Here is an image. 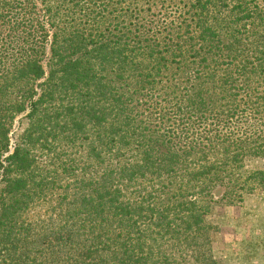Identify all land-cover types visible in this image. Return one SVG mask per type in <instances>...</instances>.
<instances>
[{
	"label": "trees",
	"instance_id": "16d2710c",
	"mask_svg": "<svg viewBox=\"0 0 264 264\" xmlns=\"http://www.w3.org/2000/svg\"><path fill=\"white\" fill-rule=\"evenodd\" d=\"M97 1L0 0V264H230L208 218L264 185V0Z\"/></svg>",
	"mask_w": 264,
	"mask_h": 264
},
{
	"label": "rangeland",
	"instance_id": "374dc122",
	"mask_svg": "<svg viewBox=\"0 0 264 264\" xmlns=\"http://www.w3.org/2000/svg\"><path fill=\"white\" fill-rule=\"evenodd\" d=\"M153 1L159 5V9L155 11L159 13L161 0ZM162 1H167L168 6L172 0ZM118 3L114 9L116 12L112 13L114 15L110 14L111 8L106 9L101 18L104 19L103 21L115 17L117 21L114 22H118L122 18L120 12L125 3L119 1ZM143 5L148 8L147 3ZM174 7L177 8L172 6L171 9ZM97 23V27L100 26V20H97ZM253 165L264 169V161ZM214 212L208 218L211 225L219 227V231L212 234L214 250L228 258L230 264H264V185L257 186L256 192L247 197L243 203L236 206L217 207Z\"/></svg>",
	"mask_w": 264,
	"mask_h": 264
}]
</instances>
